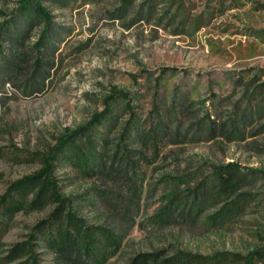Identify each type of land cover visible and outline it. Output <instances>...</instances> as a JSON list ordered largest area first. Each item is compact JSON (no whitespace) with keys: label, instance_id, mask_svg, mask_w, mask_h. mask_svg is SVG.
<instances>
[{"label":"rangeland","instance_id":"rangeland-1","mask_svg":"<svg viewBox=\"0 0 264 264\" xmlns=\"http://www.w3.org/2000/svg\"><path fill=\"white\" fill-rule=\"evenodd\" d=\"M18 2L0 0V196L47 160L56 196L82 228L116 237L103 264H128L141 253H157L156 264H246L264 247V113L255 109L264 98V0H37L51 16L53 49L34 47L38 16L16 31ZM112 91L126 93L132 120L115 97L92 150L77 135V149L64 146L53 158L55 145L102 112ZM249 109L250 120L238 124ZM205 116L217 130L211 139ZM157 122L165 135L141 145L139 134L152 136ZM230 129L239 137L228 138ZM91 151L92 170L84 172ZM113 154L120 171L106 175ZM228 164L256 173L243 171L244 183L223 192L215 172ZM171 191L189 195L184 213L192 197L204 202L194 217H179L180 204L158 222ZM238 195L244 201L222 221H206ZM57 203L0 207V264H74L48 245L53 229L34 230ZM20 243L27 250L11 255ZM179 252L196 258L181 261Z\"/></svg>","mask_w":264,"mask_h":264},{"label":"trees","instance_id":"trees-1","mask_svg":"<svg viewBox=\"0 0 264 264\" xmlns=\"http://www.w3.org/2000/svg\"><path fill=\"white\" fill-rule=\"evenodd\" d=\"M128 0H124V4ZM150 11L149 5H147V14ZM16 16L15 18H19V23L16 25V31L19 33H24L29 26L31 25V20L29 18L32 15L38 16L40 18V21L43 23V27L39 33L38 39L34 44L35 49L39 46H44L47 49H53V40H51V36L55 35L54 30L51 28L52 22H51V16L39 5L37 0H19L18 7L15 10ZM6 23H3L0 25V33L2 32V28L4 27ZM264 33L260 32L259 34ZM15 40L18 41V35H15ZM13 43V42H12ZM12 56L22 58V55L14 54L12 53ZM6 64V63H5ZM7 69H12L11 65L12 63L9 62L7 64ZM15 69H18V65H14ZM3 72V69L0 68V72ZM170 72H173V68L169 70ZM162 74H164V70H161ZM12 73V72H11ZM6 74H10V72H7ZM120 98L121 102H124V111L128 113L131 120L133 118V112L131 110V106L129 105V98L127 97L126 93L121 91H112V93L108 96H106L105 101L103 102L104 109L100 113L94 114L89 122L87 123V126H83L80 128H77L76 130L70 132L68 138H63L62 141H59L57 145L52 149V156L53 153H58L62 150L64 146L70 145L72 148L77 149V145L75 144V137L77 135L83 136L86 135V147L90 150L94 147V144L91 143L92 137L99 136V133H97L96 126H99L106 121V119L113 113L110 111L109 103L110 100H115V97ZM256 112H260L258 115L264 113V98L261 101V104L255 107ZM255 111V110H254ZM253 110L249 109L247 114L241 113L237 118V123L242 124L243 118L249 119L252 117ZM207 121V138L211 139L213 135L216 133L215 125L212 121L208 120V116H205L204 118ZM200 120L197 125L198 128L202 125L203 120ZM134 123V133L137 134V122ZM158 123L161 126H158ZM136 124V125H135ZM224 123L220 125V127H223ZM235 125H233L234 127ZM150 133H152V136L145 135V137L142 134H139L138 138L140 140V144L144 145L147 143H150L152 140L155 141V136L158 135H165V128L163 127L161 122H157L154 128H150ZM176 135V134H175ZM174 135V137H176ZM101 136V135H100ZM239 137V134L232 129L229 130L228 138L233 137ZM182 139L184 135L181 136ZM93 151H91L90 155L88 157L90 158V162L86 160L87 157H83V161L81 162V168L84 172L91 171L93 166V157L92 156ZM50 156V157H52ZM55 155L53 156V158ZM115 154H113L111 161L109 162V170L106 171V175L110 173V170L115 169L116 172L120 171L116 169L114 166H116L118 163L115 162ZM141 157V156H140ZM50 159V158H49ZM99 164H102L101 162ZM49 162L46 160L43 163L42 170L36 172L35 174L25 176L22 179L12 183L10 186L6 188L4 193L0 196V207L2 209L6 207L9 208H15L20 209L21 207H25V209H34L39 206L48 198L53 197L58 203L55 205L53 210L48 214L47 219L40 221L36 226H34V230L38 233H43L44 230H46V233L50 231V229L54 230V234L51 235L48 245L51 246L59 255L65 256V258L68 260L69 263L74 264H87L83 262L82 257H85L90 261V264H103L105 263L108 255L114 254L118 242L116 240V237L108 231L107 229H103L101 227H94L91 228H82V225H80L81 221L79 218L75 216V214L69 210L65 206V198H58L56 196V192L54 191L55 187H52L48 176H49ZM119 165V164H118ZM126 164L124 163L123 167H126ZM227 167H224L222 169L217 168L215 175L219 179V185L222 186L223 192L232 191L234 187L237 185L244 183V180L242 177L245 175L242 174L243 171H246L250 174H255L256 172L253 170H244L239 167H236L235 165L228 164ZM97 170L99 173L102 171L100 166L97 167ZM264 175V174H261ZM27 192L30 193L31 199L29 201H26V196L28 195ZM177 193H174L173 191L169 192L168 195L165 196V198L168 199L167 204L161 209L157 211V215L155 217L158 222H164L168 221V214L173 209L178 207L180 204H182L177 211L179 212V217H193L199 211V207L204 202L201 200H198V202L193 200V197L191 198L189 202V207L187 211L184 213V201L187 200L188 196H182L176 198ZM264 194V190H263ZM195 197V196H194ZM196 200V199H195ZM242 203L244 201L243 195H238L234 200L230 201L227 204H223L222 208H220L219 211L215 212L211 216L206 218V221H209L210 224H215L224 219L223 214H226L227 212L231 211L235 206H237L236 202L239 201ZM172 208L173 206H175ZM184 205V206H183ZM193 211V214L191 215V212ZM26 244L20 243L16 244L15 247L11 250V255H14V252H16L17 257L19 254H22L23 251L27 250ZM81 250L84 254H78V251ZM181 255L182 257L179 258L181 261H191L192 258H196L195 255L191 256L190 259L186 258L187 254L185 253H178L176 257H179ZM158 254H137L133 258L130 259L128 264H156L157 262ZM84 258V259H85ZM15 259L16 256H15ZM207 259V258H206ZM252 259H256L257 261H261L264 263V247L260 249H255L250 252L248 257L245 259L246 264H251ZM12 260H10L11 262ZM85 261V260H84ZM192 262V261H191Z\"/></svg>","mask_w":264,"mask_h":264}]
</instances>
